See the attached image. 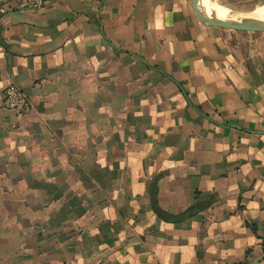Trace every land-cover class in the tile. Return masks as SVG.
<instances>
[{
	"label": "crops",
	"instance_id": "0c3cea01",
	"mask_svg": "<svg viewBox=\"0 0 264 264\" xmlns=\"http://www.w3.org/2000/svg\"><path fill=\"white\" fill-rule=\"evenodd\" d=\"M0 5V264H264V79L241 30L189 0ZM10 82L28 113L3 106Z\"/></svg>",
	"mask_w": 264,
	"mask_h": 264
},
{
	"label": "rangeland",
	"instance_id": "374dc122",
	"mask_svg": "<svg viewBox=\"0 0 264 264\" xmlns=\"http://www.w3.org/2000/svg\"><path fill=\"white\" fill-rule=\"evenodd\" d=\"M228 9L229 14L240 15L252 12L264 4V0H214ZM241 45L244 47L243 61L249 66L257 79H264V31L241 30L238 33Z\"/></svg>",
	"mask_w": 264,
	"mask_h": 264
},
{
	"label": "water",
	"instance_id": "95a60500",
	"mask_svg": "<svg viewBox=\"0 0 264 264\" xmlns=\"http://www.w3.org/2000/svg\"><path fill=\"white\" fill-rule=\"evenodd\" d=\"M189 1L200 19L208 24L238 30L264 31V16L255 15L252 12H249L240 15L230 14L228 17H222L213 8L214 0H210V2L207 0Z\"/></svg>",
	"mask_w": 264,
	"mask_h": 264
},
{
	"label": "built area",
	"instance_id": "2783aa9c",
	"mask_svg": "<svg viewBox=\"0 0 264 264\" xmlns=\"http://www.w3.org/2000/svg\"><path fill=\"white\" fill-rule=\"evenodd\" d=\"M46 0H24V4L31 8H42ZM7 7L0 5V22ZM2 104L5 108L15 110L20 114L28 113L32 103L27 92L15 82H10L4 87Z\"/></svg>",
	"mask_w": 264,
	"mask_h": 264
},
{
	"label": "bare ground",
	"instance_id": "6f19581e",
	"mask_svg": "<svg viewBox=\"0 0 264 264\" xmlns=\"http://www.w3.org/2000/svg\"><path fill=\"white\" fill-rule=\"evenodd\" d=\"M207 1L210 2V0ZM213 8L222 17H228L230 15L228 9L220 6V4L217 2H213ZM252 13L255 15L264 16V4L253 9Z\"/></svg>",
	"mask_w": 264,
	"mask_h": 264
},
{
	"label": "trees",
	"instance_id": "16d2710c",
	"mask_svg": "<svg viewBox=\"0 0 264 264\" xmlns=\"http://www.w3.org/2000/svg\"><path fill=\"white\" fill-rule=\"evenodd\" d=\"M158 211H160V210L158 209ZM254 230L256 231V228H254ZM263 243H264V237H263Z\"/></svg>",
	"mask_w": 264,
	"mask_h": 264
}]
</instances>
